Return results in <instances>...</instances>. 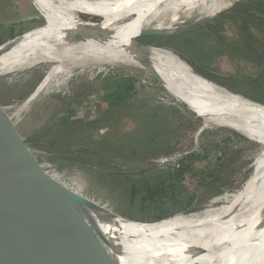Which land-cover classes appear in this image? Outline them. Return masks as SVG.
Returning <instances> with one entry per match:
<instances>
[{"label":"rangeland","instance_id":"374dc122","mask_svg":"<svg viewBox=\"0 0 264 264\" xmlns=\"http://www.w3.org/2000/svg\"><path fill=\"white\" fill-rule=\"evenodd\" d=\"M230 2L207 17L199 10L181 16L176 35L137 40L172 50L206 79L264 105V0H221ZM61 24L59 14L39 0H0V44ZM47 67L40 64L0 77V109L12 107L0 111V124L7 125L10 137L44 174L86 197L103 223L117 228L152 224L161 215L187 210L195 199L198 206L218 205L224 193L240 189L256 168L251 165L257 143L233 129L199 131L208 117L181 87L163 74L137 67L74 77L62 95L40 97L28 110H19ZM178 157V167L156 163ZM184 165L189 168L175 182V199L143 203L144 180L153 185L156 177ZM133 185L139 193L135 197Z\"/></svg>","mask_w":264,"mask_h":264},{"label":"bare ground","instance_id":"6f19581e","mask_svg":"<svg viewBox=\"0 0 264 264\" xmlns=\"http://www.w3.org/2000/svg\"><path fill=\"white\" fill-rule=\"evenodd\" d=\"M39 1L59 14L61 26L25 33L0 46V77L40 64L48 66L45 76L19 110H28L40 97L62 95L74 77L100 74L110 67H137L147 73L163 74L181 87V93L208 117L199 131L233 129L260 146L251 165L255 170L240 189L224 193L218 205H204L189 215L175 214L148 225L118 228L92 214L91 204L85 208L106 244L121 256L120 263L264 264V105L206 81L172 50L140 48L132 43L143 29L176 32L181 30L175 25L181 16L199 10L207 17L222 12L231 2ZM83 16L89 18L84 20ZM168 19L170 26L162 27ZM11 108L0 111L6 113ZM139 243L145 251L147 243L162 245L164 249L179 246L183 250L159 255L152 250L145 253L140 247L135 248Z\"/></svg>","mask_w":264,"mask_h":264},{"label":"water","instance_id":"95a60500","mask_svg":"<svg viewBox=\"0 0 264 264\" xmlns=\"http://www.w3.org/2000/svg\"><path fill=\"white\" fill-rule=\"evenodd\" d=\"M178 33L143 29L137 38ZM137 38L134 44L140 48H162ZM171 97L188 109L185 102ZM6 127L0 124V264H121V256L106 244L85 209L90 201L36 167ZM202 207L195 199L190 208L178 214L189 215ZM144 245L146 251L158 255L183 250L179 246L164 249L155 243ZM137 247L142 249V244L135 246L139 250Z\"/></svg>","mask_w":264,"mask_h":264},{"label":"trees","instance_id":"16d2710c","mask_svg":"<svg viewBox=\"0 0 264 264\" xmlns=\"http://www.w3.org/2000/svg\"><path fill=\"white\" fill-rule=\"evenodd\" d=\"M144 44L150 45L149 42L146 41ZM157 47H160L159 45ZM220 85V84H219ZM178 89V87H177ZM189 161H194V157H187ZM187 160V161H188ZM188 166L184 165V168H178L175 170H172L164 176H158L156 177V182L152 185L149 181L144 180L141 185L143 186V196H141L143 203H149V204H158L160 202H163L165 198H169L171 200L175 199V182H180L185 173L188 170ZM136 187L133 185L131 192L133 194V197H135L139 193H134ZM194 198H190L189 200L192 202ZM170 217V215H168ZM165 216H160L155 218V221L164 219ZM167 218V217H166ZM134 227V226H133Z\"/></svg>","mask_w":264,"mask_h":264},{"label":"built area","instance_id":"2783aa9c","mask_svg":"<svg viewBox=\"0 0 264 264\" xmlns=\"http://www.w3.org/2000/svg\"><path fill=\"white\" fill-rule=\"evenodd\" d=\"M180 158L178 157V159L174 158V159H157L156 163L159 164L160 167L162 168H168V167H178V162H179Z\"/></svg>","mask_w":264,"mask_h":264}]
</instances>
